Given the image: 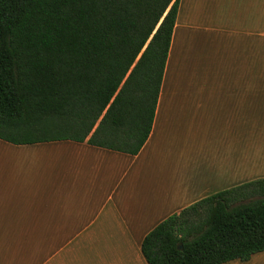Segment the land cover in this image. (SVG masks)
I'll list each match as a JSON object with an SVG mask.
<instances>
[{"label":"crops","instance_id":"obj_1","mask_svg":"<svg viewBox=\"0 0 264 264\" xmlns=\"http://www.w3.org/2000/svg\"><path fill=\"white\" fill-rule=\"evenodd\" d=\"M248 1L231 2L232 17L247 19ZM229 2L180 0L138 155L0 140V264H148L142 242L161 222L264 179V58L253 40L264 24L232 26ZM213 18L222 26L208 25ZM259 254L225 264H263Z\"/></svg>","mask_w":264,"mask_h":264},{"label":"trees","instance_id":"obj_2","mask_svg":"<svg viewBox=\"0 0 264 264\" xmlns=\"http://www.w3.org/2000/svg\"><path fill=\"white\" fill-rule=\"evenodd\" d=\"M179 5L0 0V140L138 155L153 129ZM141 249L148 264L249 261L264 252V179L168 217Z\"/></svg>","mask_w":264,"mask_h":264},{"label":"rangeland","instance_id":"obj_3","mask_svg":"<svg viewBox=\"0 0 264 264\" xmlns=\"http://www.w3.org/2000/svg\"><path fill=\"white\" fill-rule=\"evenodd\" d=\"M211 3L213 4L212 6L214 7L219 6V5H223L224 0H210ZM230 2L225 4L224 7H228L230 6V8H228V16H229V21L231 22L232 26H237L241 23H245L248 27L249 30H251V27L254 28V32H256L259 29L260 26V30L262 31L263 29V24H264V0H249L248 1V11L249 14H247L249 17L247 19H239L236 17H232L233 15H238L240 13H238L235 9V6H233L231 4V2L235 1V0H229ZM221 8V7H219ZM209 20V21H208ZM223 21V19H207V24L208 25H212V28H219L221 27V22ZM204 24V23H203ZM254 40V44L255 46L258 44L259 47H261L260 49V55L258 56V51L255 50V57H261L264 58V34H260L257 37L253 38ZM260 255V254H259ZM263 264H264V255L260 257Z\"/></svg>","mask_w":264,"mask_h":264},{"label":"water","instance_id":"obj_4","mask_svg":"<svg viewBox=\"0 0 264 264\" xmlns=\"http://www.w3.org/2000/svg\"><path fill=\"white\" fill-rule=\"evenodd\" d=\"M181 248V247H180Z\"/></svg>","mask_w":264,"mask_h":264}]
</instances>
